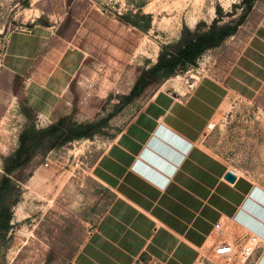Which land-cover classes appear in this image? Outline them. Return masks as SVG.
<instances>
[{
    "label": "rangeland",
    "instance_id": "rangeland-1",
    "mask_svg": "<svg viewBox=\"0 0 264 264\" xmlns=\"http://www.w3.org/2000/svg\"><path fill=\"white\" fill-rule=\"evenodd\" d=\"M261 2L0 0V226L9 225L0 264H70L100 223L116 211L129 218L94 178L98 159L158 92L186 98L204 78L222 83ZM210 30L226 36L171 75L154 71L161 56ZM49 79L64 87L59 99L45 93ZM198 144L264 189V87L255 100L231 93ZM219 241L187 264H238L215 255ZM137 262L169 264L146 252Z\"/></svg>",
    "mask_w": 264,
    "mask_h": 264
},
{
    "label": "crops",
    "instance_id": "crops-1",
    "mask_svg": "<svg viewBox=\"0 0 264 264\" xmlns=\"http://www.w3.org/2000/svg\"><path fill=\"white\" fill-rule=\"evenodd\" d=\"M252 22V32L222 83L204 78V91H198L199 85L186 98L158 92L100 156L94 178L132 214L118 221L123 212L116 211L100 223L70 264H138L143 252L157 261L187 264L215 235L218 221L223 222L224 240L236 248L256 235L260 244L253 264H264V189L243 176L227 182L226 163L198 144L231 93L255 100L264 87V0L254 6ZM72 48L86 59L82 50ZM57 83L42 82L49 100L64 94ZM213 86L226 94L219 98ZM133 213L141 222L133 221Z\"/></svg>",
    "mask_w": 264,
    "mask_h": 264
},
{
    "label": "trees",
    "instance_id": "trees-1",
    "mask_svg": "<svg viewBox=\"0 0 264 264\" xmlns=\"http://www.w3.org/2000/svg\"><path fill=\"white\" fill-rule=\"evenodd\" d=\"M214 34L210 30L206 34L193 37L182 45L183 50L179 54L169 55L168 58L161 56L158 64L154 67V71H164L166 75H171L180 63H193L205 50L215 47L226 36L222 33L216 38ZM0 229L5 232L8 231V222L5 221Z\"/></svg>",
    "mask_w": 264,
    "mask_h": 264
},
{
    "label": "built area",
    "instance_id": "built-area-1",
    "mask_svg": "<svg viewBox=\"0 0 264 264\" xmlns=\"http://www.w3.org/2000/svg\"><path fill=\"white\" fill-rule=\"evenodd\" d=\"M229 173L235 176L236 179L238 178L235 170L230 169ZM213 231L218 239H222L224 235L223 222L218 221L214 225ZM259 243L260 241L256 235H249L237 249L232 243L219 241L215 244L213 251L218 257L230 260L236 256L238 264H248L254 258Z\"/></svg>",
    "mask_w": 264,
    "mask_h": 264
},
{
    "label": "bare ground",
    "instance_id": "bare-ground-1",
    "mask_svg": "<svg viewBox=\"0 0 264 264\" xmlns=\"http://www.w3.org/2000/svg\"><path fill=\"white\" fill-rule=\"evenodd\" d=\"M206 81L204 80V82H202L201 84H199V85H201L200 86V89H198V91H204V87H206ZM198 85V86H199ZM197 86V87H198ZM211 87V86H210ZM216 90H218L217 91V95L219 96V98L221 97V96H223V95H225L226 94V92H224V91H222V90H220V86H213ZM212 88V87H211Z\"/></svg>",
    "mask_w": 264,
    "mask_h": 264
},
{
    "label": "water",
    "instance_id": "water-1",
    "mask_svg": "<svg viewBox=\"0 0 264 264\" xmlns=\"http://www.w3.org/2000/svg\"><path fill=\"white\" fill-rule=\"evenodd\" d=\"M224 179L229 183H234L236 178L231 173H226Z\"/></svg>",
    "mask_w": 264,
    "mask_h": 264
}]
</instances>
